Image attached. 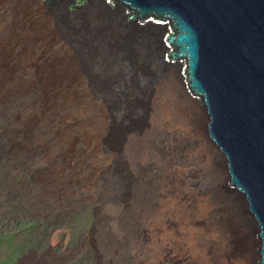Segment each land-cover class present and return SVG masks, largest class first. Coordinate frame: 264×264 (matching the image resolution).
Returning <instances> with one entry per match:
<instances>
[{"label": "rangeland", "instance_id": "1", "mask_svg": "<svg viewBox=\"0 0 264 264\" xmlns=\"http://www.w3.org/2000/svg\"><path fill=\"white\" fill-rule=\"evenodd\" d=\"M85 1L84 6L72 9L67 0L54 4L0 0V264H138L139 254L145 264H154L151 219L161 203L151 189L139 195L132 155L109 145L140 122L141 111L136 113L133 96L112 93L113 81L103 73H118L124 63L129 69L125 81L134 86L137 65L119 48L122 37L132 33L95 0ZM149 29L142 38L151 42L157 28ZM29 34L33 40L22 49ZM100 49L110 58L97 64L95 51ZM13 50L18 54L13 56ZM113 53L122 60L113 59ZM170 70L152 86L162 105L168 99L164 87ZM137 72L148 79L141 67ZM174 72L184 89L183 74L178 69ZM46 81H77L74 89L67 90H76L79 96L68 98L64 89ZM122 99L131 109H121ZM90 102L96 108L90 109ZM197 104L178 108L202 120L211 144L208 115L202 103ZM102 112L106 117L99 121ZM175 117H169L163 128L159 126L161 133L184 131L185 120ZM88 124L92 128H86ZM121 172H127L128 186L136 194L128 208L113 200L123 179ZM218 173L227 189L235 191L220 159ZM236 194L241 218L249 224L248 228L237 222L239 236L257 264V228L243 197ZM144 226L151 234L147 244L139 237ZM163 264L178 263L165 260Z\"/></svg>", "mask_w": 264, "mask_h": 264}, {"label": "water", "instance_id": "2", "mask_svg": "<svg viewBox=\"0 0 264 264\" xmlns=\"http://www.w3.org/2000/svg\"><path fill=\"white\" fill-rule=\"evenodd\" d=\"M67 1L72 9L86 4ZM95 1L132 33L119 48L137 65L134 86L127 85L129 69L122 63L118 73L102 70L113 81L112 93L130 96L155 86L172 66L183 73L192 101L201 102L208 115L211 145L256 225L257 264H264V0ZM55 2L64 0H41ZM150 26L157 28L151 42L142 38ZM95 55L101 58L97 64L110 58L101 49ZM143 103H135L139 115Z\"/></svg>", "mask_w": 264, "mask_h": 264}, {"label": "bare ground", "instance_id": "3", "mask_svg": "<svg viewBox=\"0 0 264 264\" xmlns=\"http://www.w3.org/2000/svg\"><path fill=\"white\" fill-rule=\"evenodd\" d=\"M20 38L24 39V36ZM32 40L31 35H27L22 41V49H26ZM18 52L13 50L11 54L14 56ZM78 60L83 59L79 56ZM97 60H101L98 55ZM170 68L172 74L168 75L164 87L169 99L165 100V105L157 102L153 87L140 91L133 90L135 103L140 98L144 101L140 110L141 121L109 144L113 150L119 151L124 148V152L132 155L134 187L138 189L136 191L139 195L147 190L152 191L153 197L159 199L161 203L157 206V214L150 218L151 232L153 231L152 234L155 235L154 239L150 240L154 245L151 250L153 262L163 264L166 260L178 264H253V251L239 236L240 225L237 222L245 223L248 228L249 224L241 218L237 194L227 189L223 176L218 173L219 157L205 138L202 120H195L194 114L188 116L185 112H180L186 108H194L198 104L197 101H192V96L185 85L184 89L180 88L179 81L175 79L174 71L177 70L175 66ZM46 83L64 89L68 98L79 96L76 90H67L73 88L77 81ZM170 99L174 100V108ZM85 102L89 103L87 100ZM89 108L94 109L96 105L90 102ZM129 108L131 109V106L126 104L121 107ZM175 115L185 120L184 131L180 130L181 133H177L179 129L176 127L178 131L173 132L174 134L167 133V130L166 133H161L159 126L161 128L166 126L168 118ZM105 117V113L99 114L98 120ZM121 175L123 179L119 191L113 192V200L121 207L128 208L136 194L128 186L131 179H128L127 172H121ZM141 229L140 241L146 243L147 237L151 234H148L145 226ZM137 261L138 264H145L140 254Z\"/></svg>", "mask_w": 264, "mask_h": 264}, {"label": "built area", "instance_id": "4", "mask_svg": "<svg viewBox=\"0 0 264 264\" xmlns=\"http://www.w3.org/2000/svg\"><path fill=\"white\" fill-rule=\"evenodd\" d=\"M183 74V73H182ZM184 83H185V88L187 89V91L189 92V94L192 96V94H191V92H190V89H189V87H188V85H187V83H186V80H185V78H184Z\"/></svg>", "mask_w": 264, "mask_h": 264}]
</instances>
